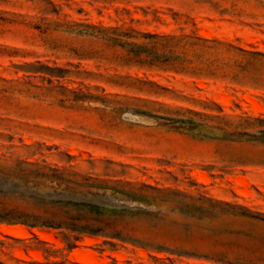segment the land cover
I'll return each mask as SVG.
<instances>
[{
  "label": "rangeland",
  "instance_id": "1",
  "mask_svg": "<svg viewBox=\"0 0 264 264\" xmlns=\"http://www.w3.org/2000/svg\"><path fill=\"white\" fill-rule=\"evenodd\" d=\"M148 35L182 41L171 49L191 66L230 61L227 45L264 52V0H0V171L87 178L103 197L83 201L140 210L115 225L137 243L114 247L85 238L70 249L57 231L0 225V263L264 264V144L196 138L160 118L264 117V89L130 61L120 45ZM0 191L15 192L5 181ZM21 191L11 207L57 199L49 182Z\"/></svg>",
  "mask_w": 264,
  "mask_h": 264
},
{
  "label": "trees",
  "instance_id": "2",
  "mask_svg": "<svg viewBox=\"0 0 264 264\" xmlns=\"http://www.w3.org/2000/svg\"><path fill=\"white\" fill-rule=\"evenodd\" d=\"M147 38L152 40L150 45L127 43L120 45L122 48H130L129 55L132 57L130 61L143 67L173 71L177 74H185L198 79L229 80L237 86L264 89V52L227 45L230 50L236 51V56L230 61L216 59L209 63L191 66L192 62L186 55L171 49L180 46L182 41L174 43V38L157 35H148ZM199 41L205 44L211 43L207 39H199ZM214 43L222 45L221 43ZM208 47L211 48V46ZM220 111L222 112L221 109ZM190 113L200 116L199 113ZM206 117L209 118V116ZM160 118L175 124L176 129L187 132L196 138L229 143L264 144L263 116L243 118L238 123L225 120V117L211 118L212 121L214 119L224 121L218 125L197 122L193 118ZM74 177H77V175H74ZM0 181L13 185L15 190L11 195L0 191V225H21L31 230L48 229L57 231L66 239L69 237L74 238L75 243L70 246V249L75 248L76 242L85 238H102L106 244H111L113 247L115 241L137 243L117 231L115 225L117 220L125 216L128 211L137 213L140 210H131L125 204L118 206L115 203L107 205L83 201L88 196L93 198L103 197L89 191L92 188H102L96 183H88L90 179L84 178L78 181L66 178L58 170H52V174H47L41 170L20 169L9 173L0 171ZM44 181L45 183L49 182V187L53 190L51 195H56L57 199L44 200L38 197H29L35 204L36 209L34 212L11 207L8 203V200L15 196H21L22 191L20 192V190H23V192L28 189L38 191L41 186L45 185ZM113 190L127 198L126 202L128 203L148 202V197L144 194L132 190ZM62 197H76L78 200H65Z\"/></svg>",
  "mask_w": 264,
  "mask_h": 264
},
{
  "label": "bare ground",
  "instance_id": "3",
  "mask_svg": "<svg viewBox=\"0 0 264 264\" xmlns=\"http://www.w3.org/2000/svg\"><path fill=\"white\" fill-rule=\"evenodd\" d=\"M79 260L84 264H96V260L91 257H79Z\"/></svg>",
  "mask_w": 264,
  "mask_h": 264
}]
</instances>
